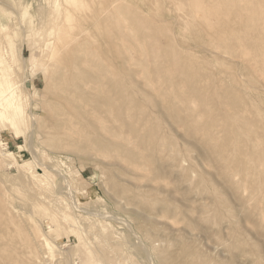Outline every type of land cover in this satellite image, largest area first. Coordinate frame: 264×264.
Instances as JSON below:
<instances>
[{"label":"rangeland","instance_id":"rangeland-1","mask_svg":"<svg viewBox=\"0 0 264 264\" xmlns=\"http://www.w3.org/2000/svg\"><path fill=\"white\" fill-rule=\"evenodd\" d=\"M1 61L0 264H264V0H0Z\"/></svg>","mask_w":264,"mask_h":264},{"label":"bare ground","instance_id":"bare-ground-1","mask_svg":"<svg viewBox=\"0 0 264 264\" xmlns=\"http://www.w3.org/2000/svg\"><path fill=\"white\" fill-rule=\"evenodd\" d=\"M64 36H65L64 33H61V37L64 38ZM2 59H5V57ZM0 64L3 65L4 61H1ZM6 70H7V68H5V66L3 65V67L1 68V71H0V120H1V122H6V123L10 124L11 126H13V128H15V130L19 133L21 130V126H20L18 118L15 114L19 110V108H18L19 95L17 93H15L14 82L9 78L10 70H9V73L7 72L8 70L7 71ZM22 147L23 146H20L19 148L22 149ZM4 151L0 152L2 157H4L7 160L8 159L14 160L15 163L23 166L25 170H28V171L32 170V166H30L29 163H27L26 161L20 162L18 160V158L20 157L19 153H15V152H12L9 150L6 152H4ZM40 230L41 229H39L37 232L34 231V233L36 234V238H39V240H43L46 247L50 249L52 247V243L50 242V240L48 238L43 237L44 236L43 230L42 231H40Z\"/></svg>","mask_w":264,"mask_h":264}]
</instances>
